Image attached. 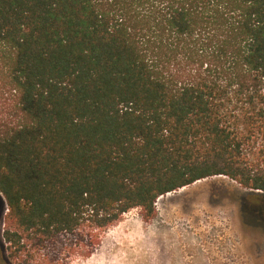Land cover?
Masks as SVG:
<instances>
[{
    "label": "trees",
    "instance_id": "trees-1",
    "mask_svg": "<svg viewBox=\"0 0 264 264\" xmlns=\"http://www.w3.org/2000/svg\"><path fill=\"white\" fill-rule=\"evenodd\" d=\"M216 175L264 191V0H0L14 264Z\"/></svg>",
    "mask_w": 264,
    "mask_h": 264
},
{
    "label": "rangeland",
    "instance_id": "rangeland-1",
    "mask_svg": "<svg viewBox=\"0 0 264 264\" xmlns=\"http://www.w3.org/2000/svg\"><path fill=\"white\" fill-rule=\"evenodd\" d=\"M257 193L225 175L205 178L159 197L150 220L134 208L105 230L84 224L29 240L23 264H264ZM7 211L0 193V264H14L3 237Z\"/></svg>",
    "mask_w": 264,
    "mask_h": 264
}]
</instances>
